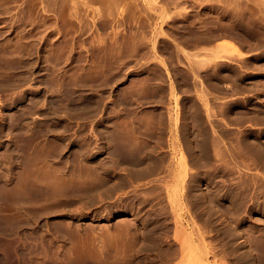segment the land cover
I'll list each match as a JSON object with an SVG mask.
<instances>
[{
  "label": "rangeland",
  "instance_id": "rangeland-1",
  "mask_svg": "<svg viewBox=\"0 0 264 264\" xmlns=\"http://www.w3.org/2000/svg\"><path fill=\"white\" fill-rule=\"evenodd\" d=\"M63 1L0 0V264H264V0Z\"/></svg>",
  "mask_w": 264,
  "mask_h": 264
},
{
  "label": "bare ground",
  "instance_id": "bare-ground-1",
  "mask_svg": "<svg viewBox=\"0 0 264 264\" xmlns=\"http://www.w3.org/2000/svg\"><path fill=\"white\" fill-rule=\"evenodd\" d=\"M49 1H50V2H53L54 0H52V1L49 0ZM62 1H63V0H62ZM64 1H65V0H64ZM64 1H63V2H64ZM69 1H70V0H69ZM69 1H67V2H69ZM73 1H74V0H73ZM75 1H76V0H75ZM78 1H80V0H78ZM78 1H77V2H78ZM97 1H98V2L101 1V2H103V3H104V2H105V3L108 2V3H111V4H115L114 2H115L116 0H96V2H97ZM120 1H123V0H120ZM130 1H131V0H130ZM132 1H133V0H132ZM101 2H100V3H101ZM118 2H119V1H118ZM133 2H134V1H133ZM138 2H139V1H138ZM57 3H60V2H57ZM103 3H102V4H103ZM116 3H117V2H116ZM119 3H121V2H119ZM134 3H135V2H134ZM134 3H133V4H134ZM50 4H51V3H50ZM67 4H69V3H67ZM98 4H99V3H98ZM102 4H101V5H102ZM123 4H124V3H123ZM128 4H129V3H128ZM133 4H132V2L130 3V5H132V6H133ZM138 4H140V3H138ZM58 5H59V4H58ZM60 5H61V4H60ZM72 5H73V4H72ZM130 5H128L127 8H129ZM74 6H75V5H74ZM119 6H120V5H119ZM121 6H123V5H121ZM132 6H131V7H132ZM134 6H135V5H134ZM59 7H61V6H59ZM124 7H125V5H124ZM136 7H137V5H136ZM113 8H115V6H114ZM70 9H73V8H70ZM105 9H106V8H105ZM120 9H121V8H120ZM95 10H97V8H96ZM100 10H101V9H100ZM100 10H99V11H100ZM115 10H116V9H115ZM117 10H118V9H117ZM125 10H126V8H125ZM63 11H64V10H63ZM71 11H73V10H71ZM71 11H70V12H71ZM97 11H98V10H97ZM103 11H104V9L101 10V12H103ZM106 11H107V10H106ZM109 11H111V9H110ZM135 11H136V10H135ZM135 11H133V12H135ZM111 12H112V11H111ZM120 12H121V11H120ZM124 12H125V11H124ZM129 12H130V11H129ZM131 12H132V11H131ZM131 12H130V13H131ZM136 12H137V11H136ZM138 12H139V10H138ZM146 12H147V11H146ZM146 12H144V13H146ZM65 13H66V12H65ZM72 13H73V12H72ZM108 13H110V12H108ZM113 13H115V12H113ZM113 13H112V14H113ZM121 13H122V12H121ZM139 13H140V12H139ZM62 14H63V13H62ZM69 14H70V13H68V15H69ZM127 14H128V13H127ZM135 14H136V13H135ZM137 14H138V13H137ZM141 14H142V13H141ZM75 15H76V14H75ZM128 15H129V14H128ZM131 15H132V14H131ZM106 16H107V15H106ZM114 16H117V14H115ZM133 16H134V15H133ZM108 17H109V16H108ZM108 17H107V18H108ZM121 17H122V15H121ZM138 36H139V35H138ZM215 36H216V35H215ZM215 36H214V37H215ZM135 37H136V36H135ZM206 37H207V36H206ZM206 37H205V38H206ZM124 38H125V37H124ZM141 38H142V36H141ZM141 38H139V39H141ZM143 38H144V37H143ZM203 38H204V37H203ZM205 38H204V39H205ZM207 38H208V37H207ZM209 38H210V37H209ZM209 38H208V39H209ZM212 38H213V36H212ZM127 39H128V37H127ZM127 39H126V40H127ZM200 39H201V38H200ZM208 39H206V40H208ZM123 40H124V39H123ZM201 40H202V39H201ZM210 40H211V39H210ZM214 40H215V39H214ZM116 41H117V40H116ZM118 41H119V40H118ZM121 41H122V40H121ZM128 41H129V39H128ZM136 41H137V39H136ZM193 41L195 42V40H193ZM198 41H199V39H198ZM198 41H196V43H197ZM203 41H204V40H203ZM119 42H120V41H119ZM132 42L134 43V41H132ZM137 42H139V41H137ZM143 42H144V40H143ZM199 42H200V41H199ZM204 42H205V41H204ZM204 42H202V43H204ZM206 42H207V41H206ZM208 42H209V41H208ZM208 42H207V43H208ZM115 43H116V42H115ZM123 43H125V42H123ZM123 43H122V46H123ZM126 43H127V42H126ZM126 43H125V44H126ZM135 43H136V42H135ZM113 44H114V43H113ZM125 44H124V45H125ZM138 44H141V43H138ZM142 44H143V43H142ZM208 44H209V43H208ZM119 45H120V44H119ZM145 45H146V44H145ZM114 46H115V45H114ZM117 46H118V45H117ZM122 48H123V47H122ZM124 48H125V47H124ZM124 48H123V49H124ZM133 48H134V47H133ZM117 49H118V48H117ZM128 49H129V46H128ZM119 50H120V49H119ZM121 50H122V49H121ZM130 50H131V49H130ZM124 51H127V50L125 49ZM131 52H132V51H131ZM214 53H215V51L213 52V54H214ZM216 54H217V53H216ZM217 56H219V54L216 55V56H214V57H217ZM199 62H203V63L206 62V63H207V61H205V62H204V61H199ZM199 62L197 61V63L199 64V68H201L200 66L203 65V63L200 65ZM192 63H193V62H192ZM195 63H196V61H195ZM197 63L195 64V66L197 65ZM206 63H205V64H206ZM207 64H208V63H207ZM207 64H206V65H207ZM218 64H219V63H218ZM193 65H194V64H193ZM193 68H195V67H193ZM199 68H198V69H199ZM196 71H197V70H196ZM196 71H194V72H196ZM190 72H191V71H190ZM197 72H198V71H197ZM188 74H189V73H188ZM190 74H191V73H190ZM141 83H142V82H141ZM143 84H144V83H143ZM138 87L140 88V86H138ZM233 89H234V88H233ZM145 90H146V89H145ZM147 91H148V90H147ZM136 92H137V91H136ZM173 94H174V92H173ZM261 151H262V150H261ZM245 152H246V150H245ZM248 152H249V151H248ZM251 152H252V151H251ZM259 152H260V151H259ZM240 153H241V152H240ZM242 153H243V152H242ZM242 153H241V154H242ZM249 153H250V152H249ZM243 154H244V153H243ZM236 155H237V154H236ZM239 155H240V154H239ZM247 155H248V154H247ZM250 155H251V154H250ZM252 155H253V154H252ZM263 155H264V154H263ZM240 156H241V155H240ZM248 156H249V155H248ZM255 156H256V155H255ZM237 157H238V156H237ZM262 157H263V156H262ZM247 158H249V157H247ZM255 158H256V157H255ZM259 158H260V157H259ZM240 159H241V158H240ZM249 159H250V158H249ZM263 159H264V158H263ZM251 160H252V159H251ZM243 161H244V159H243ZM258 161H259V160H258ZM260 161H263V160L261 159ZM239 162H240V161H239ZM173 257H174V256H173ZM171 258H172V257H171ZM169 261H170V260H169ZM201 261H203V260L201 259ZM201 261H200L199 263H201ZM131 262H132V261H131ZM171 262H172V261H171ZM171 262H170V263H171ZM168 264H169V263H168Z\"/></svg>",
  "mask_w": 264,
  "mask_h": 264
}]
</instances>
